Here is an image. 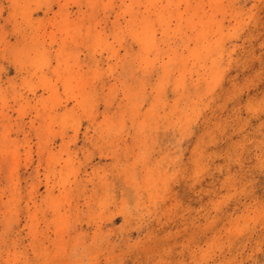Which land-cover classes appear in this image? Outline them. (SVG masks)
I'll list each match as a JSON object with an SVG mask.
<instances>
[{
  "label": "rangeland",
  "instance_id": "rangeland-1",
  "mask_svg": "<svg viewBox=\"0 0 264 264\" xmlns=\"http://www.w3.org/2000/svg\"><path fill=\"white\" fill-rule=\"evenodd\" d=\"M0 264H264V0H0Z\"/></svg>",
  "mask_w": 264,
  "mask_h": 264
}]
</instances>
